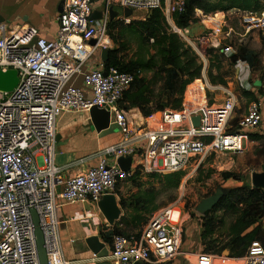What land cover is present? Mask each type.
<instances>
[{
  "label": "built area",
  "instance_id": "1",
  "mask_svg": "<svg viewBox=\"0 0 264 264\" xmlns=\"http://www.w3.org/2000/svg\"><path fill=\"white\" fill-rule=\"evenodd\" d=\"M186 2L63 0L59 29L50 39L33 25L9 31L0 26V71L17 70L19 77L12 93L0 91V264H41L34 215L43 234L47 264H70L61 239L62 206L97 205L105 196L116 197L135 171L143 175L184 171L187 180L211 156L243 154L250 133L264 126V101L257 96L248 103L238 129L229 131L240 108L239 95L228 85L211 84L207 72L210 50L231 57L235 49L223 44L224 21L210 23L197 35L179 28L174 15L184 11ZM112 9L117 12L114 20ZM126 10L132 14L126 16ZM154 10L163 12L171 31L192 49L203 71L188 86L180 109L160 111L159 121L155 114L153 122L144 117L137 122L119 106L136 74L114 67L106 71L101 54L97 62L91 58L96 51L113 47L112 21L145 20ZM95 11L101 18L91 20ZM243 23L247 32L264 31V10L245 12ZM93 39L96 46L90 44ZM241 63L246 62L238 61L239 70ZM196 84L187 100L189 88ZM217 92L223 96L222 103L210 104L208 93ZM94 106L110 113V126L121 132L123 142L107 147L88 170L67 176L56 165L58 121L69 112L89 114ZM195 117L200 118L199 126L193 123ZM127 157L132 159L129 172L118 165L120 158ZM180 202L181 198L154 213L140 235H113L106 244L111 264H164L178 256L184 223ZM216 258L202 251L196 264H215ZM243 260L264 264L261 242L253 241Z\"/></svg>",
  "mask_w": 264,
  "mask_h": 264
},
{
  "label": "trees",
  "instance_id": "2",
  "mask_svg": "<svg viewBox=\"0 0 264 264\" xmlns=\"http://www.w3.org/2000/svg\"><path fill=\"white\" fill-rule=\"evenodd\" d=\"M263 10L264 0H187L184 11L176 13L174 21L179 28L186 29L191 24L200 21L197 11L209 16L221 12L259 13ZM109 31L115 43L109 49V59L104 63L105 70L108 71L114 67L121 72L136 74L133 84L123 95L121 103L131 109H138L144 118L153 122L154 115L158 111L165 110L164 105L153 106V88L156 81L159 80L162 83V92L167 95L166 106L174 110L180 109L188 86L202 77L203 65L180 36L171 31L163 12L154 10L145 20H134L129 24L112 21ZM124 36H129V38L132 36L133 40L137 42V55H132L129 58L122 55L119 43ZM122 49H124V45H122ZM213 53H215L214 50L209 51L210 60ZM230 61L232 65H236L238 61L246 62L251 70H254L258 56L241 46L235 49ZM144 71L154 72L155 80L149 81L144 78ZM207 73L212 84L226 83L213 75L210 64ZM241 97H247L250 101L256 99L254 92L247 90H242ZM238 122V118L231 122L230 132L238 129ZM249 136L260 137L252 133ZM185 175L184 171L145 175L135 171L128 180L138 184L142 177L147 176L160 185L162 190H176ZM222 175L226 180L233 176L231 172H224ZM158 194V188L154 187L143 192L140 190L128 197L129 204H126L124 198L120 196L121 207L127 212H131L133 216L122 217L110 234L102 236L103 241L110 245L113 235L120 234L130 237L132 235L128 234L143 226L136 234L140 235L149 221L150 206L157 201ZM263 217L264 189L249 184L229 188L211 211L200 216L202 226L200 240L205 251L221 257L224 251L228 250L229 257L240 258L247 254L253 241H259L264 246V228L260 226ZM228 220L231 222L228 223Z\"/></svg>",
  "mask_w": 264,
  "mask_h": 264
},
{
  "label": "rangeland",
  "instance_id": "3",
  "mask_svg": "<svg viewBox=\"0 0 264 264\" xmlns=\"http://www.w3.org/2000/svg\"><path fill=\"white\" fill-rule=\"evenodd\" d=\"M0 3L1 9L8 16L13 14L20 7V5L14 4L11 0H0ZM244 15L245 12L237 11H231L229 13L221 12V14L218 15V20L226 23V26L224 27L225 39L223 40V44L231 45L234 49L240 48L241 46L246 47L252 53L256 54V56H258L256 69L251 70L250 67L241 65L245 66L246 69L245 71L243 69L239 70L238 66L231 64V57L225 56L220 52L211 54L212 57L211 60H209L210 69L213 72V75L217 76L218 80H224L226 82L221 83V85L227 84L239 95L240 108L233 114L231 121L236 120L237 118L240 120L247 109L248 103L250 102L249 98L241 97L242 90H250L254 92L256 99L259 98L264 101V31L253 28L247 32L246 25L243 23ZM7 22L10 23L9 20ZM210 22L212 24L215 20H211ZM193 25H195V23L190 26ZM208 25H210V23H208ZM197 29L198 27H195L192 30L186 28L185 32L192 35L195 34L194 31ZM110 40L112 45H114V40L112 38H110ZM119 45L124 57L129 58L132 55H137L136 52L138 45L137 42L133 40L132 36L130 38L129 36H124ZM122 45H124V49H122ZM100 54L101 53H99V51H96L91 58V61L97 62ZM143 77L149 81L155 80L154 72L144 71ZM196 86L197 84L189 88L187 100H191L190 91L195 89ZM153 90V106L156 107L158 105H164V109L170 108L169 106H166L167 95L162 92V83L159 80L156 81ZM207 97L210 104L218 105L222 103L223 96L220 92L215 94L208 93ZM133 114L134 112L130 113L129 116L134 118L132 116ZM262 133H264V126L252 132V134L259 135L260 137L254 138L249 136L248 143L245 141V145H247L245 146L243 154L224 153L218 157L211 156L204 161L202 168L193 173L187 180H183L182 184L176 190H162L160 189V185L156 184L155 181L149 179L147 176H144L138 184L133 183L131 180H127L119 187L117 193H121L120 196L124 198L126 204H129L130 199L128 197L131 194H136L140 190L143 192L153 187L156 189L158 188L159 194L157 201L150 206L151 213L148 215L149 219L154 213L161 211L171 204H174L181 198L180 206L184 211V223L180 253H183L186 251V248L190 246H199L201 242L199 230L200 223L198 221L202 215L196 212V207L199 202L212 195L219 187L228 190L229 187L234 184H249L253 186L252 174L264 172V134ZM95 134L96 131L94 132V135ZM77 135L76 133L71 132L69 137L64 142L70 141L69 143L72 144L75 140H78ZM96 153L97 151L91 152L88 156L92 157ZM224 172H231L233 176L226 180L222 175ZM124 211L126 217L128 216V218H130L133 216L131 212H127L126 210ZM175 218L176 214L173 215V219ZM107 224L111 226V230L113 231L117 222L108 223L106 221L101 229L103 228L106 230L108 228ZM142 227L143 226H140V228L128 235L138 234ZM107 245L109 246V244ZM202 251H205L204 245ZM226 252L228 253V250H226ZM195 260L197 261L196 258ZM218 260L219 259L217 258L215 259V264L218 263Z\"/></svg>",
  "mask_w": 264,
  "mask_h": 264
},
{
  "label": "crops",
  "instance_id": "4",
  "mask_svg": "<svg viewBox=\"0 0 264 264\" xmlns=\"http://www.w3.org/2000/svg\"><path fill=\"white\" fill-rule=\"evenodd\" d=\"M11 1L16 5H20V7L10 16L1 9L0 3V16L3 19L0 26L5 28V30L7 29L9 31L21 28L24 25H33L39 29L41 35L45 38L50 39L57 35L59 29V9L62 7L63 0ZM166 1L169 2L170 0ZM220 14L221 13L205 16L201 11H198L197 15L200 18V21L193 26H189L187 29L192 30L193 28L198 27V31H194L195 34L192 35L200 34L207 30L208 23H211V20L220 22L221 20H218V15ZM8 20L10 23L7 22ZM91 62L94 63V61ZM241 64L246 65V67L248 66L246 63ZM241 69L245 71L246 68L245 66H241ZM127 109L129 114L134 112L132 116L137 122H140L143 118L140 111L129 107ZM57 128L56 165L62 168L64 174L67 176L88 170L90 167L97 164L98 158L103 155V151L107 147L123 142L121 132L115 127H111L99 134L96 132L94 135L95 130L92 129L89 114L86 112H69L64 114L59 119ZM71 132L76 133V135L78 134V140H75L72 144L69 143L70 141L64 142ZM96 151L97 153L94 156H88L89 153ZM113 161V159H110L111 163H113ZM241 185L242 184H234L229 188ZM120 194L117 193L116 200L117 206L121 210V220L122 217L125 216V211L119 203ZM89 206L90 211L86 210V205L84 204L64 205L59 210L58 215L62 222L61 239L65 258L70 264H111L110 255L99 258L93 254L86 243V240L91 236H98L100 240L104 242L102 234L108 235L112 231L111 226L108 224L106 230L103 228L101 229L107 219L100 211L99 206ZM119 221H117V223ZM198 222L200 223L199 230L201 233L202 226L200 218ZM229 222L231 221L228 220V223ZM260 226L264 228V217L260 221ZM223 231H225V229H223ZM202 248V242H200L199 246H190L186 248L185 252L179 253V255L172 261L164 264H196L195 258L197 259L198 254L202 252ZM243 258L244 257L231 258L229 257L228 251L227 255L223 254L222 257L217 258L219 259L217 264H242L244 263Z\"/></svg>",
  "mask_w": 264,
  "mask_h": 264
},
{
  "label": "water",
  "instance_id": "5",
  "mask_svg": "<svg viewBox=\"0 0 264 264\" xmlns=\"http://www.w3.org/2000/svg\"><path fill=\"white\" fill-rule=\"evenodd\" d=\"M59 12H62V7H60ZM132 14L131 10H126L125 15L130 16ZM152 14V12L150 13ZM111 20H114L117 17V12L115 10L110 11ZM101 18V13L95 11L91 20H97ZM3 21L0 16V23ZM90 44L96 46L97 41L91 40ZM109 59V49H104L101 51V60L106 63ZM19 84V77L17 70H9L7 72L0 71V91L12 93ZM121 108H128L124 103H120ZM162 112H157L155 115V121L161 119ZM89 118L92 123V129L95 130L98 134L102 133L105 130H108L110 126V113L99 107H92L89 111ZM195 126L200 125V118L195 117L193 119ZM132 159L130 157L120 158L118 160V165L125 171L129 172L131 170ZM252 185L254 187L264 189V172L263 173H253L252 174ZM227 193V190L219 187L212 195L207 198L202 199L196 207V212L200 215L211 211L222 197ZM86 205V210L90 211L89 204ZM100 211L103 213L108 222L114 223L115 221L120 220L121 210L117 206V200L114 195H109L103 197V199L97 204ZM35 225H36V237H37V247L39 252V257L41 264H47V253L44 248V238L43 234L39 227V219L37 215H34ZM86 243L93 254L99 258L107 257L109 255V250L106 247V244L100 240L98 236H91L86 240ZM224 254H228L226 251Z\"/></svg>",
  "mask_w": 264,
  "mask_h": 264
},
{
  "label": "bare ground",
  "instance_id": "6",
  "mask_svg": "<svg viewBox=\"0 0 264 264\" xmlns=\"http://www.w3.org/2000/svg\"><path fill=\"white\" fill-rule=\"evenodd\" d=\"M107 42V41H106Z\"/></svg>",
  "mask_w": 264,
  "mask_h": 264
}]
</instances>
